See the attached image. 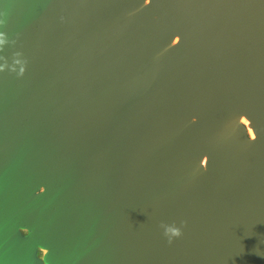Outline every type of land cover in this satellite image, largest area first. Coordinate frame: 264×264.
<instances>
[{"label":"water","instance_id":"obj_1","mask_svg":"<svg viewBox=\"0 0 264 264\" xmlns=\"http://www.w3.org/2000/svg\"><path fill=\"white\" fill-rule=\"evenodd\" d=\"M0 21V264H264V0Z\"/></svg>","mask_w":264,"mask_h":264},{"label":"clouds","instance_id":"obj_2","mask_svg":"<svg viewBox=\"0 0 264 264\" xmlns=\"http://www.w3.org/2000/svg\"><path fill=\"white\" fill-rule=\"evenodd\" d=\"M0 23H3L0 21ZM2 35V33H0ZM165 228V235L168 237L169 242L171 243L173 237H179L181 233V229L174 227V226H164Z\"/></svg>","mask_w":264,"mask_h":264},{"label":"bare ground","instance_id":"obj_3","mask_svg":"<svg viewBox=\"0 0 264 264\" xmlns=\"http://www.w3.org/2000/svg\"><path fill=\"white\" fill-rule=\"evenodd\" d=\"M247 125H248V123L246 122V121H244ZM249 128V127H248Z\"/></svg>","mask_w":264,"mask_h":264},{"label":"rangeland","instance_id":"obj_4","mask_svg":"<svg viewBox=\"0 0 264 264\" xmlns=\"http://www.w3.org/2000/svg\"><path fill=\"white\" fill-rule=\"evenodd\" d=\"M249 131H250V132H252V130H251V129H250Z\"/></svg>","mask_w":264,"mask_h":264}]
</instances>
